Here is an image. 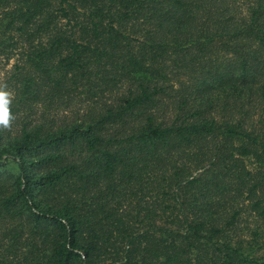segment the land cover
I'll return each instance as SVG.
<instances>
[{
    "label": "trees",
    "instance_id": "1",
    "mask_svg": "<svg viewBox=\"0 0 264 264\" xmlns=\"http://www.w3.org/2000/svg\"><path fill=\"white\" fill-rule=\"evenodd\" d=\"M0 264H264V0H0Z\"/></svg>",
    "mask_w": 264,
    "mask_h": 264
},
{
    "label": "clouds",
    "instance_id": "2",
    "mask_svg": "<svg viewBox=\"0 0 264 264\" xmlns=\"http://www.w3.org/2000/svg\"><path fill=\"white\" fill-rule=\"evenodd\" d=\"M13 92L8 90L6 83H0V130H10L15 120L12 113Z\"/></svg>",
    "mask_w": 264,
    "mask_h": 264
},
{
    "label": "rangeland",
    "instance_id": "3",
    "mask_svg": "<svg viewBox=\"0 0 264 264\" xmlns=\"http://www.w3.org/2000/svg\"><path fill=\"white\" fill-rule=\"evenodd\" d=\"M13 60H10L8 63L2 65V63H0V83L1 81H4V79L6 78L9 70H10V67H11V64H12Z\"/></svg>",
    "mask_w": 264,
    "mask_h": 264
}]
</instances>
